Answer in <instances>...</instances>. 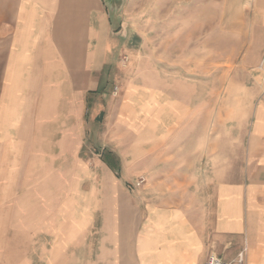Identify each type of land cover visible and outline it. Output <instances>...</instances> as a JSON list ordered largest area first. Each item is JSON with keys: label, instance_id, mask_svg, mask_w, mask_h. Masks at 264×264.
Listing matches in <instances>:
<instances>
[{"label": "crops", "instance_id": "0c3cea01", "mask_svg": "<svg viewBox=\"0 0 264 264\" xmlns=\"http://www.w3.org/2000/svg\"><path fill=\"white\" fill-rule=\"evenodd\" d=\"M238 1L252 83L217 110L127 66L104 0H0V264H264V0Z\"/></svg>", "mask_w": 264, "mask_h": 264}, {"label": "rangeland", "instance_id": "374dc122", "mask_svg": "<svg viewBox=\"0 0 264 264\" xmlns=\"http://www.w3.org/2000/svg\"><path fill=\"white\" fill-rule=\"evenodd\" d=\"M104 3L114 32L129 37L128 44L121 42L119 51L121 57H128L126 65L134 72L152 70L172 82L197 83L199 98L205 101L211 96V88H215L217 110L222 109L219 107L222 99L239 98L234 86L240 80L249 86L252 83L249 76L247 79L240 76L238 70L245 34H240L237 25L225 27L229 20L239 22L238 0L228 5L224 0H104ZM200 111L206 113V107Z\"/></svg>", "mask_w": 264, "mask_h": 264}, {"label": "built area", "instance_id": "2783aa9c", "mask_svg": "<svg viewBox=\"0 0 264 264\" xmlns=\"http://www.w3.org/2000/svg\"><path fill=\"white\" fill-rule=\"evenodd\" d=\"M144 182V178L143 176H140L137 181L135 182V185L136 186H139L141 185L142 183ZM237 262L238 264H241L242 263V256L239 254L238 255V258H237ZM202 264H230V262H227L221 258H219L218 256L216 255H213V254H209L207 256V258L205 259V261L202 263Z\"/></svg>", "mask_w": 264, "mask_h": 264}]
</instances>
